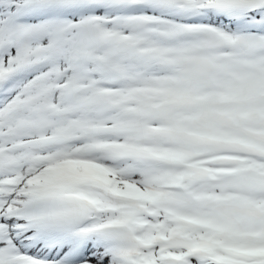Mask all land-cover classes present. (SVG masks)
<instances>
[{
    "label": "snow or ice",
    "instance_id": "snow-or-ice-1",
    "mask_svg": "<svg viewBox=\"0 0 264 264\" xmlns=\"http://www.w3.org/2000/svg\"><path fill=\"white\" fill-rule=\"evenodd\" d=\"M0 264H264V0H0Z\"/></svg>",
    "mask_w": 264,
    "mask_h": 264
}]
</instances>
